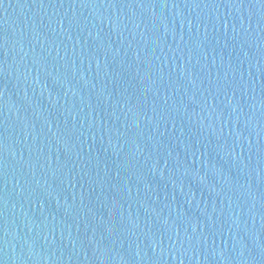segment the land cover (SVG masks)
I'll list each match as a JSON object with an SVG mask.
<instances>
[{
  "label": "water",
  "instance_id": "water-1",
  "mask_svg": "<svg viewBox=\"0 0 264 264\" xmlns=\"http://www.w3.org/2000/svg\"><path fill=\"white\" fill-rule=\"evenodd\" d=\"M0 264H264V0H0Z\"/></svg>",
  "mask_w": 264,
  "mask_h": 264
}]
</instances>
